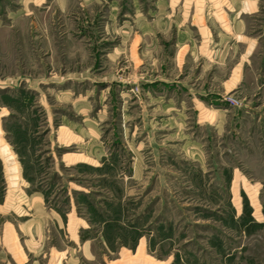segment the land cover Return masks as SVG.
I'll return each instance as SVG.
<instances>
[{
  "label": "rangeland",
  "instance_id": "rangeland-1",
  "mask_svg": "<svg viewBox=\"0 0 264 264\" xmlns=\"http://www.w3.org/2000/svg\"><path fill=\"white\" fill-rule=\"evenodd\" d=\"M0 264H264V0H0Z\"/></svg>",
  "mask_w": 264,
  "mask_h": 264
},
{
  "label": "built area",
  "instance_id": "built-area-1",
  "mask_svg": "<svg viewBox=\"0 0 264 264\" xmlns=\"http://www.w3.org/2000/svg\"><path fill=\"white\" fill-rule=\"evenodd\" d=\"M255 212V211H254ZM261 213H262V211H261ZM254 216H256L255 214H254ZM262 216H263V213H262ZM257 217V216H256ZM258 218V217H257Z\"/></svg>",
  "mask_w": 264,
  "mask_h": 264
},
{
  "label": "crops",
  "instance_id": "crops-1",
  "mask_svg": "<svg viewBox=\"0 0 264 264\" xmlns=\"http://www.w3.org/2000/svg\"><path fill=\"white\" fill-rule=\"evenodd\" d=\"M37 209H38V208H37ZM38 210L40 211V210H42V208H41V209H38Z\"/></svg>",
  "mask_w": 264,
  "mask_h": 264
},
{
  "label": "trees",
  "instance_id": "trees-1",
  "mask_svg": "<svg viewBox=\"0 0 264 264\" xmlns=\"http://www.w3.org/2000/svg\"><path fill=\"white\" fill-rule=\"evenodd\" d=\"M249 211V210H248ZM250 212V211H249Z\"/></svg>",
  "mask_w": 264,
  "mask_h": 264
}]
</instances>
